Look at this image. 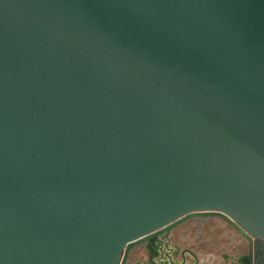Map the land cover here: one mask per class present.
Segmentation results:
<instances>
[{
    "label": "water",
    "instance_id": "1",
    "mask_svg": "<svg viewBox=\"0 0 264 264\" xmlns=\"http://www.w3.org/2000/svg\"><path fill=\"white\" fill-rule=\"evenodd\" d=\"M202 213L254 264L264 0H0V264H161Z\"/></svg>",
    "mask_w": 264,
    "mask_h": 264
},
{
    "label": "bare ground",
    "instance_id": "2",
    "mask_svg": "<svg viewBox=\"0 0 264 264\" xmlns=\"http://www.w3.org/2000/svg\"><path fill=\"white\" fill-rule=\"evenodd\" d=\"M174 253L161 264H172L173 260H183L182 250L190 248L197 255V264H242L249 241L239 233L226 218L212 213H202L188 217L173 227L170 233ZM163 241L159 236L155 243ZM162 251L146 241L134 247L128 264H157ZM186 264H195L196 260L188 255Z\"/></svg>",
    "mask_w": 264,
    "mask_h": 264
},
{
    "label": "flooded vegetation",
    "instance_id": "3",
    "mask_svg": "<svg viewBox=\"0 0 264 264\" xmlns=\"http://www.w3.org/2000/svg\"><path fill=\"white\" fill-rule=\"evenodd\" d=\"M253 263L264 264V242L260 239L253 240Z\"/></svg>",
    "mask_w": 264,
    "mask_h": 264
}]
</instances>
